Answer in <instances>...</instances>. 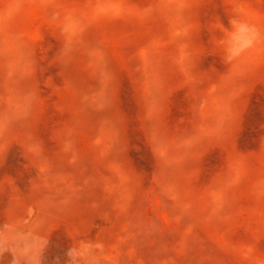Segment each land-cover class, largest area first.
Returning <instances> with one entry per match:
<instances>
[{
  "label": "rangeland",
  "instance_id": "rangeland-1",
  "mask_svg": "<svg viewBox=\"0 0 264 264\" xmlns=\"http://www.w3.org/2000/svg\"><path fill=\"white\" fill-rule=\"evenodd\" d=\"M0 264H264V0H0Z\"/></svg>",
  "mask_w": 264,
  "mask_h": 264
}]
</instances>
